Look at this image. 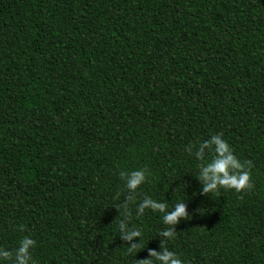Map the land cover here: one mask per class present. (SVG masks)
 Instances as JSON below:
<instances>
[{
	"label": "trees",
	"instance_id": "1",
	"mask_svg": "<svg viewBox=\"0 0 264 264\" xmlns=\"http://www.w3.org/2000/svg\"><path fill=\"white\" fill-rule=\"evenodd\" d=\"M213 135L252 162L250 192L201 194L187 149ZM141 169L130 254L120 173ZM145 196L187 204L165 241L183 264H264V0H0V248L137 264L170 227L136 214Z\"/></svg>",
	"mask_w": 264,
	"mask_h": 264
},
{
	"label": "clouds",
	"instance_id": "2",
	"mask_svg": "<svg viewBox=\"0 0 264 264\" xmlns=\"http://www.w3.org/2000/svg\"><path fill=\"white\" fill-rule=\"evenodd\" d=\"M206 150L207 153L212 154L211 161L207 163L204 162L207 154ZM187 151L201 162L199 174L196 177L202 185L201 194L205 196H208L209 193L216 194L220 189L235 190L237 193L250 192L254 188L249 167L252 162H241L221 135H213L209 140L203 141L199 145H190ZM148 175L150 173L147 169L120 173L121 179L125 182L127 194L125 202L117 205L116 208L119 211V216L124 217L119 222L120 238L127 242V251L130 254L140 248L142 242L141 231L135 228L130 229L127 224V220L130 219L132 213L130 205L136 204L137 191L146 182ZM146 209L163 213V222L170 227L160 233L164 237L161 241L162 251L149 249L150 258L137 260V264H154V261H158L159 264H183L176 253L168 250L165 241L175 236L176 226L182 219L189 220L191 217L187 204L185 202L176 203L174 208L168 211V206L165 203L145 196L137 205L136 214L143 215ZM136 238L140 239L139 243L135 242ZM35 244L36 242L33 239L26 236L14 251L0 248V259L10 261L11 264H36L31 255V249L35 247Z\"/></svg>",
	"mask_w": 264,
	"mask_h": 264
}]
</instances>
